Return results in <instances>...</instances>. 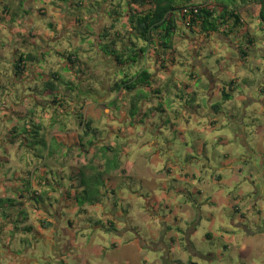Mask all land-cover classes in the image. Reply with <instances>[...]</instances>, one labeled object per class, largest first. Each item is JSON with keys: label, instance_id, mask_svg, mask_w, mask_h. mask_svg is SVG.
<instances>
[{"label": "crops", "instance_id": "0c3cea01", "mask_svg": "<svg viewBox=\"0 0 264 264\" xmlns=\"http://www.w3.org/2000/svg\"><path fill=\"white\" fill-rule=\"evenodd\" d=\"M257 14V6H247L241 13L243 27L227 36L223 33L192 34L178 25L180 29L174 39L173 51L162 57L165 61L162 68L161 63L156 62L153 51L149 52L150 59L146 58L142 67L152 74L151 87L137 88L131 92V95L138 93L139 104L144 101L143 105H139L134 115L131 111L136 108L137 101H129L128 110L123 109L118 113V124L127 126L126 131H123V126L118 128L110 125V128L108 127L110 130L107 132L110 136L114 134L121 139L129 137L127 140L131 142L134 137L140 138V142L143 141L139 146L142 155L133 153L126 146L116 144L111 139L105 145L103 143L107 140L105 139L101 142L103 145L98 147L109 146L110 151L106 153V157L115 160L113 162L118 164L117 168L110 169L105 167L103 159L101 162H95L96 158L101 157L100 154L97 155L99 149H94L99 141L93 139L92 145L87 146L91 156L88 161L93 160L95 166L101 165L100 169L106 168L108 171L101 190L103 196L101 203L79 207L71 198L67 199V194L74 196L81 191L75 181L78 168H75V172L67 168L68 178L66 175L56 178L57 181L63 182L60 186L64 188L52 190L50 185L47 187L45 182H48V179L45 177L50 174L48 175V171L44 168L47 159L44 158L45 154L41 155L44 159L40 160L42 167L38 171L33 169L29 172L27 169L17 172L13 176L16 178L13 179L7 174L5 185L11 188V197L4 199L12 202L11 206L5 208L6 219L0 215V264H66L70 255L68 249L83 252L82 258H76L81 264H90L89 258H94L92 264H264V81L255 85L253 92L261 94V99L245 98L244 94L238 93L237 90L241 85L247 90L250 85L254 87L250 74L263 63L248 53L250 50L254 52L258 46L257 41L261 39L260 35L264 36V30L259 29ZM253 23L258 27L254 29ZM181 32L185 34L183 51L192 49L190 62H185L187 67L193 66L188 73L191 81H187V78L179 81L181 77L176 75L172 87L176 90L182 87L188 88L189 85L192 87L195 81L202 82L204 81L202 77H208L209 84H207L214 86L210 88L207 86L208 90L200 87L201 93L204 94L203 99H207L206 109H201L196 98H183L179 102L181 95L178 97L172 90L162 89V83L169 85L168 81L172 80L173 73L168 77L169 80L163 82L164 78H159V72L168 75L181 66L180 63L186 61V54L180 57L178 54L170 55L175 51L177 40L181 39L179 38ZM245 34L253 37L254 41L252 44H247L246 41L247 48L244 47L246 56L241 59L239 51L242 49ZM12 38H15L14 35ZM209 38L219 44L218 49L222 48L224 52H230L218 57L221 62L218 66L222 68L230 66V71L229 86L222 84L226 88L220 86L217 92L214 90L217 84H221L217 79L219 74L214 75L213 72L201 67L200 69L203 70L201 74L196 70L202 64L198 57L200 48ZM19 41L21 38L13 44ZM17 51L15 50L13 54ZM19 51L32 52L22 48ZM237 57L238 60L235 59ZM237 61L241 64L238 65ZM240 65L243 67L241 68ZM34 66L27 65L30 69ZM68 66L65 63L63 68ZM182 69L186 70L185 67ZM35 72H38V69H35ZM44 77L45 84L48 80L46 76ZM32 78L33 76L29 77L30 80ZM167 91L174 95L172 96L174 100H171L173 112L168 111L163 103ZM223 92L229 94L227 101H223ZM145 93L150 96L144 98ZM59 94L57 98L60 102H66L67 97H73L69 99L70 102L75 99L81 100L66 92L60 91ZM112 95L113 98H117L116 94ZM193 95L196 96V93ZM185 96L187 97V94ZM90 99L95 101L94 98L84 100L90 103ZM74 102L77 104L76 101ZM60 105L63 107L62 104ZM180 105H184L183 109ZM110 112L111 110H106L108 119ZM167 112L174 115L169 124H165L161 119V116ZM198 112L206 114L208 126L203 128L200 126L203 123L198 120L200 115ZM251 113L256 115V121L254 118L250 119ZM236 116H239V119ZM219 117L226 119L228 124L223 123ZM71 118L74 121V118ZM156 118L159 121L156 120L154 123ZM186 118L187 122L190 118L192 123L198 125L196 134L208 133L213 129H224L217 135L198 138L190 143V146L187 143L184 152L176 151L169 147L171 144L161 132L169 126L171 131L182 135L187 130ZM132 124H139V127L133 128ZM77 127L82 133L79 129L74 130L76 142L80 140L81 134L82 137L84 136L82 142L90 141L93 137L91 133L86 135L81 126ZM58 129L60 135L66 134L67 127L63 129L59 126ZM137 129L140 130L139 133ZM147 133L151 138L146 139ZM61 138L65 137L61 136ZM57 143L65 142L58 140ZM210 146L217 151L216 156L208 154ZM149 159H152V162L159 161L160 166L157 170L153 169ZM0 160L3 161L1 156ZM6 161L11 163L12 159L7 158ZM33 181L37 183L41 181L43 188L34 189ZM128 182L138 184L139 188L142 185L150 194L139 207H137V199L140 194L129 189L128 192ZM31 190L36 191L39 196L44 195L38 200L39 202L31 199ZM18 191L21 195L16 199L15 195ZM125 192L129 193L128 197L125 196ZM57 195L60 198L54 202L55 205L50 197L56 198ZM66 200L70 201L69 207L63 206ZM109 222L116 226L117 232L108 231ZM66 228L72 235V242L68 244H66L67 235L63 233ZM99 232L103 235L100 236L101 241L99 240L97 244L90 242L88 247H84L82 241L86 240L85 237L89 233L91 236H99ZM105 232L107 235L103 234ZM5 234L8 239H1L5 238L3 236ZM40 240L49 244L47 257L45 254L36 253ZM27 241L29 246H25Z\"/></svg>", "mask_w": 264, "mask_h": 264}, {"label": "rangeland", "instance_id": "374dc122", "mask_svg": "<svg viewBox=\"0 0 264 264\" xmlns=\"http://www.w3.org/2000/svg\"><path fill=\"white\" fill-rule=\"evenodd\" d=\"M18 1L19 0H10L8 2H5V0H0V19L2 17H7L2 11V4H4V2L7 3L10 6V9H12L13 11L16 8L17 4H19ZM192 1L200 2L201 0ZM23 4L25 10H27L28 12L27 15H24V22L22 21L16 23V27H12V29H10L11 24L0 20V156L3 160H0V198L11 197V188L9 187V185H5L7 183V181L5 180L7 174H10V177L13 179L16 178L13 176H15V173L17 172H23L27 169L29 170V172H31V170L33 169L35 171H38L42 167V165L40 164V160L46 157V166L44 168L48 171V175L50 174L48 177H45L49 182L48 185V182H45L46 186L49 187L50 185L52 190H60L61 188H64V186H60V184L63 182L57 181L56 178L62 175H66V177L68 178L67 168L72 169L71 171L75 172V168H79L80 166L88 163V158H90L91 156L89 155L87 146L88 143L93 139H95V141L97 142L99 141L94 149H99V151L102 152L104 150L98 146H102L103 143L105 145L108 144L110 142L109 139H111L112 142L116 144H122L126 146L133 153L142 155V152H140L141 150H139V146L142 145L143 141L140 142V138L134 137V140H132L131 142L127 140L129 137L121 139L117 135L112 134L110 136V133L107 134V132L110 130V125H113L115 127L117 126L118 128H121V126H123V131H126L127 126L124 127V125L118 124V113L120 111H123V109L128 110L129 106L127 105L129 101H137L136 108L132 109L131 111V113H133L134 115H136L139 105H143L144 103V101H142L139 104V97L137 96L138 93H136L135 95H131V92H127L123 88H120L117 93H114L109 89V87L111 88V86H113L115 82L118 83L120 80L126 81V75L127 77H129V75H134L135 71H137L136 68H139L138 64L132 67V63H130L121 68L117 66L110 57L106 58V56L102 55L100 49H97L94 45L96 42H98L97 35L100 34L101 29L109 28L113 25L115 26L113 30H121V22L125 20V17L121 18L122 21L115 23L114 19H116V17L110 14V12L112 13L113 11L111 10L114 9L118 4H122V6H124L125 3H123L122 0H109L105 3H103L102 0H65L64 2L57 0H28ZM91 4L92 7L90 6ZM123 10L124 8L121 9V15H124ZM248 10L251 11L250 9ZM118 13L120 14L119 11ZM253 13L254 11L252 10V14ZM252 25L254 29L255 27H258L255 23H253ZM11 31H13L14 35L18 38H20L19 36L23 34L24 39H22L25 40V44H22V42L13 44V40L11 39ZM121 31L123 32V30ZM177 35L178 34L176 33V35H174V38H176ZM187 35H189L188 32ZM184 36L185 34L183 32L179 34V38L181 39L177 40L175 51L170 55L178 54V56L180 57L186 54V61H183V64L180 63L181 66H178L173 72L168 75L162 71L159 72V78H164L163 82L169 80L168 77L173 73L172 80L168 81L169 85H166V83H162V89H170L173 91V94L178 95V97L181 95L179 102L183 98H196L197 103L201 107V109H206L207 99H203L204 94L201 93L200 87L202 86V89H207V86L208 88L214 86V84H212L211 86L208 85V77H202L204 79V81H202L203 83L195 81L192 84V87L191 85H189L188 88L182 87L179 90H176L175 87H172V83L175 82L174 78H176V75H179L181 77L179 78V81H181V79L183 78H187V81H191L189 79L188 73L193 66L190 67L189 65V67H187L185 62H190L192 49L191 51H187V49L183 51V47L185 45ZM260 36L261 39L257 41V48L254 50V52L253 50H250L248 52L251 57L253 55V58L256 57L258 58V60L263 61L262 66L257 67L250 74V79L254 82V87L253 85H250L247 90L246 87L241 85L237 88L238 93L242 92L245 98H262L261 94L253 93L254 88H256L255 85L262 84L264 81V36ZM249 38H251V36H249ZM35 39H39V41L36 42ZM33 40L36 42L35 44L31 43L33 42ZM206 41L207 42L200 48L198 54L199 60H201L202 64L198 68H195L198 74L202 73V69H207L208 72H213L214 75L219 74L217 79L221 84H217L214 90L215 92H217L220 89V86H229L228 75L230 71V66L227 68L218 66L219 63H221L219 62L218 57L227 55L230 52H224L222 48L218 49L217 45L219 44H217L212 38H209ZM246 41L247 36H244L242 44V49L244 52ZM17 47H23L26 50H30L31 47H35L37 48L36 54H40L37 58V64H35L32 69H30L29 67L27 68V71L29 70L32 73L31 76H33V78L31 80H25V83L15 82L13 78L11 65L12 55L13 52H15V48ZM245 48H247V46ZM69 51H74L76 53L75 56H77L78 58L76 61L79 62L75 63L74 66H72L73 68H63L64 64L68 62L61 56V54H65V52ZM149 52L151 53V50H149ZM149 52L146 53L147 60L150 59ZM200 55L202 56V58ZM235 59L238 60V57ZM180 61L182 62V58ZM236 63H238V65L241 64L240 61H237ZM250 63H252V61H250ZM139 64L144 65L145 63L144 61H142ZM37 66L38 68H35ZM240 66L241 68L243 67L242 65ZM184 67L186 68V70L182 69ZM200 67L202 69H200ZM35 69H38V72H35ZM68 71L72 72L66 73ZM232 71L235 72L234 68H232ZM51 72H57L60 75L62 81H69L73 83V85L76 86L77 89L81 92L79 95V98L81 100L75 99L70 102L69 99H73V97H67L68 99L66 98V103L54 104L52 102V99L55 94L46 95L44 93L45 84L43 83V80H45L44 76L47 77L46 80H50L49 74ZM155 73L157 72L155 71ZM78 75L80 78L79 80L76 79ZM80 80L83 81V83H80ZM176 83L174 85L177 87ZM107 89H109V94L112 93L117 95V99L115 102L113 100H109L113 96H110L108 95V93H106ZM193 93H196V96L193 95ZM90 94H93V98L95 99V101L90 99L92 103H88L85 101L89 99ZM185 94H187V97L185 96ZM143 96L144 98H148L150 95L145 93L143 94ZM172 96L174 95L170 94L167 91L163 101L168 111L171 112H173L171 108V100H174ZM154 100H156V97L154 98ZM74 101H76L77 104ZM148 103L149 102H146V104ZM60 104H62L63 107H60ZM180 106H182L181 108L183 109L184 105ZM256 106L257 109H259L258 105ZM70 108H72V110ZM55 110H57L58 115L56 118L64 122L63 125L66 124V134L60 135L61 132L58 131V128L59 126L61 127V125L58 122L57 124L53 125V127L52 125H50L52 123V119H54ZM106 110H111L109 119L107 118L108 114L106 113ZM76 111L78 113L84 114L86 117L92 120L93 129L96 128L95 130H97V132L95 130L92 132L97 133V137L93 136V134H90L93 136L92 138H90V141L82 142V138L84 136L82 137L81 134L80 140L76 142V137L73 135L74 130L79 129V131L82 133L81 129L78 128L75 123L73 124V120L71 118L75 116ZM198 113L200 114L198 120L203 123V125L200 124V126L203 128L207 125V116L206 114L200 112ZM66 114H69V116H67ZM35 117L39 118V121L43 122L44 124L42 125L41 136H45L46 140L49 141H45L47 145L46 150H44L45 148H43L44 144H41L40 142L37 143L34 139L32 140L33 142L31 144L33 150L21 146V143L23 142L22 137H18L16 143L11 144L9 142L12 136L11 130L16 129V134L19 133L22 127L30 125V121L34 122L36 120ZM173 118L174 115H170L168 112L167 114L161 116V119L165 124L171 123ZM219 118L220 120H223V123L228 124L226 119H224L223 117ZM236 118L239 119V116H236ZM253 118L254 121L257 120L256 115L254 113H251L250 119ZM156 120L157 118L154 120V123L156 122ZM186 123L188 125H185V123L183 124L185 125V128L187 130L182 133V135H179L177 132L171 131L169 126L164 128L162 130L163 132H161L162 136L164 135L166 139H168L167 142L171 144L169 147L174 148L176 151L184 152L187 149V147L185 146L187 143L188 146H190V143H193L198 138L204 139L211 134L217 135L220 130L224 129H213L208 133L201 132L200 134H196L195 130L198 125L192 123L190 118L188 119V122L186 118ZM34 124H36V122H34ZM139 131L140 130L137 129L138 133ZM61 136H64L65 138H61ZM107 136H109V138ZM149 137L150 135L149 133H147L146 139H149ZM159 138H161V135L159 136ZM105 139L107 140L103 142V140ZM58 140L65 143L59 144L57 143ZM161 140H158V142H161ZM24 144L27 145L28 143L24 142ZM81 145H83V147H81ZM49 146L53 151L52 157L47 156V153L50 154ZM215 146L217 145L215 144ZM43 151L45 154L44 158L43 156H41L43 155ZM208 154H210V156H216L217 151L215 150V148L210 146L208 148ZM38 155L40 158L38 157ZM97 155L99 156V154ZM7 158H11L12 162L8 163L6 161ZM136 160L138 161L139 159L137 158ZM149 160L153 169L157 170V168L160 166L159 161L152 162V159ZM97 161L101 162V157L96 158L95 162ZM18 162H20V165H18ZM52 163L64 165L55 166L51 165ZM91 166L94 167L93 173L97 176L99 175V177H104L108 173V171L106 170V166L105 169H98L95 164ZM33 184L35 185L34 189L40 190L43 188V184H41V181H38V183L33 181ZM128 189L131 191H136V193L140 194L139 198L137 199V207H139L140 204L143 203L150 195L145 187H142V185H140L139 188L138 184L135 183L130 184V182H128L127 191L129 192ZM19 195H21L20 191H18V193L15 195V198L18 199ZM58 195L56 196V198L50 197V200L53 201L52 203L55 205L56 203L54 202L58 200V198H60V196ZM128 195L129 193L125 192V196L128 197ZM80 196L81 195H78L79 198ZM115 202H117V200H115ZM69 204L70 201L66 200L63 203V206L69 207L71 205ZM77 218H80V216H77ZM108 226L109 225H107V227ZM113 227V231L117 232L116 226L114 225ZM60 233H66V244L72 242V235L70 234V232H68V228H66L65 232L62 233L60 231ZM142 233H144V230H142ZM61 234H59V236H61ZM103 234L107 235L106 232ZM98 235L99 236H91L89 233L85 237L86 240L84 242L82 241L84 247H88L90 245V242L93 244L99 243V240L101 241L100 236L102 237L103 235L100 234V232ZM3 236L5 238L1 239L7 238V234ZM34 238L37 237L34 236ZM26 243L27 244H25V246H29V241H27ZM18 246L20 247V245ZM48 246L49 244L47 242L40 240L36 253L45 254L46 257L49 256V254L47 253ZM68 253H70V255H68L67 257L66 264H81L77 262L76 258H82L83 252L81 253L77 250L68 249ZM89 259L90 264H92L94 258Z\"/></svg>", "mask_w": 264, "mask_h": 264}, {"label": "trees", "instance_id": "16d2710c", "mask_svg": "<svg viewBox=\"0 0 264 264\" xmlns=\"http://www.w3.org/2000/svg\"><path fill=\"white\" fill-rule=\"evenodd\" d=\"M8 1L10 0H5V2ZM26 1L28 0H19V4H17L13 11L10 9V6L4 2L1 8L7 17H2L0 20L6 23L8 22V24H11L14 28L16 27V23L24 22V15L28 14L23 4ZM57 1L64 2L65 0ZM102 1L105 3L109 0ZM122 1L125 3L124 6L118 4L111 10L114 13L110 12V14L116 17V19H114L115 23L122 21L121 18L125 17V20L121 22V30H123L124 33L121 30H113L115 28L113 25L109 28H103L98 35V42L95 45L100 49L102 55L110 57L112 61L121 68L130 63H132V67L137 64L138 67L141 66L134 75H130V78L126 75V81L120 80L118 83L115 82L113 86H111V90L116 93L120 88L125 89L127 92H132L137 88L150 89L152 74L139 63L146 59V53L151 50L154 53L153 55L156 62L161 63V68L164 67L163 64L165 61L162 57L168 52L173 51L174 35H176L177 31L180 29L178 25H181L192 34L200 33L208 35L210 33H223L227 36L234 30H241L243 27V20L241 17L242 10L249 5H255L258 8L257 19L259 21V29L264 30V0H201L200 2H194L192 0ZM90 6L92 7V4ZM123 8L124 15H121V9ZM185 9L187 10L186 13H182ZM193 9H195L196 12H194ZM246 36L247 44H252L254 38H249V35L245 34V37ZM20 42L25 44V40ZM139 44L141 45L139 46ZM36 50L37 48L32 47L31 53L25 54L22 51L16 53L13 58V73L15 76L21 75L26 70L25 67L27 66V63H34L37 61V56L40 54H36ZM74 53L75 52L69 51L65 52V54H61V56L68 62L66 63L69 65L68 67H72L76 62H79L76 61L78 58ZM239 56L241 59L244 58L246 52L241 49L239 51ZM49 77L50 80L44 85V93L46 95H53L56 93L52 99L54 104H59L61 102L66 103L65 101L60 102L58 100L57 97L60 96V91L66 92L68 95L74 96L75 98H79L81 92L73 85V83L62 81L57 72H51ZM222 98L223 101H227L229 94L223 92ZM60 107L62 106L60 105ZM57 116V110H55V116L50 125L53 127V125L58 122L61 127L65 129L66 125H63L64 122L58 120L56 118ZM67 116H69V114ZM75 118L79 120L78 124L83 128L86 135L91 133L93 136L97 137L98 134L92 132L96 128L93 129V123L91 120L85 119L82 113H78L77 111ZM34 122H36V124H34ZM34 122L30 121V125L22 127L17 134L16 129H12V136L9 142L15 144L18 137H22L23 142L21 143V146L33 150L31 144L34 139L37 143L40 142L41 144H44L43 148L46 150V142L48 141L45 136H41L42 125L44 124L39 121V118H36ZM95 131L97 132V130ZM24 142H27L28 144L26 145ZM92 143L93 142L90 141L88 144L92 145ZM50 149L49 146L50 154L47 153V156L52 157L53 151ZM102 149L104 151L102 152L98 150L97 154H100L101 159L105 160V166L110 167V169L114 167L117 168L118 164L113 162L115 160H110L106 157V153L110 151L109 146H103ZM42 153L44 154V151ZM92 164L93 160H89L87 164L78 168L75 181L78 183L77 188H81V191L74 196H70V193L67 194V199L71 198L74 201V204L79 207L99 204L103 197L101 190L105 176L99 177V175H95L93 173L94 167L91 166ZM100 166L101 165L96 167L100 169ZM30 194L32 195L31 199L35 202L42 199L41 195L39 196L34 190H31ZM78 195H81L80 198ZM11 202L12 201L9 199L0 198V215L5 219L7 216L5 208L11 206ZM49 205L52 206V204ZM108 224V231H113V223L109 222ZM42 225L44 226V224Z\"/></svg>", "mask_w": 264, "mask_h": 264}, {"label": "flooded vegetation", "instance_id": "af4514ba", "mask_svg": "<svg viewBox=\"0 0 264 264\" xmlns=\"http://www.w3.org/2000/svg\"><path fill=\"white\" fill-rule=\"evenodd\" d=\"M77 63V62H76ZM12 68H13V62H12ZM25 71L21 74V75H14V80H15V82H20V83H25L26 81L25 80H27V79H29V77L32 75V73L28 70L27 71V68L25 67ZM66 73H70V71H68V72H66ZM14 74V73H13ZM76 79H80L79 78V75L77 76V78ZM44 81V80H43ZM80 83H83V81H81L80 80ZM79 84V83H78ZM108 87H109V84H108ZM109 89L111 90V88L109 87ZM109 89H107V92L106 93H108V95H110V96H113V95H111L112 93H110L109 94ZM73 95V94H72ZM89 98H93V94H90V97ZM116 97H111L110 98V100H113V101H115L116 99H115ZM115 99V100H114ZM83 115V117L85 118V119H87L86 117H85V115L84 114H82ZM74 118V123L77 125V126H80L78 123H79V120H77L76 118H75V116L73 117ZM89 120V119H88ZM132 127L133 128H136V127H139V124H136V125H133L132 124Z\"/></svg>", "mask_w": 264, "mask_h": 264}, {"label": "clouds", "instance_id": "9594fccd", "mask_svg": "<svg viewBox=\"0 0 264 264\" xmlns=\"http://www.w3.org/2000/svg\"><path fill=\"white\" fill-rule=\"evenodd\" d=\"M10 29H12V26L10 27ZM12 35H14V32H13V31H11V39L13 40L12 43H16V42L18 41V37L14 35L15 38H12ZM19 37L21 38L22 41H24V40H23V39H24V38H23L24 36H23L22 34H21ZM97 37H98V35H97ZM22 38H23V39H22ZM35 41L37 42V41H39V39H35ZM19 42H20V41H19ZM36 42H31V43L35 44ZM29 44H30V43H29ZM96 44H97V42H96L94 45H96ZM95 47H96V46H95ZM20 48H22L23 50H26V49H24L23 47H17V48H15V50H18V51H19ZM96 48H97V47H96ZM97 49H98V48H97ZM30 50H32V47L30 48ZM18 51H17V53H19ZM23 53L26 54L25 51H24ZM15 55H16L15 53L12 55V62H13V60H14L13 58L15 57ZM38 56H39V55H38ZM38 56H37V58H38ZM37 61H38V59H37ZM37 61H36V62H37ZM36 62H34V63H27L26 65H28V64L35 65V64H37ZM26 68H28V67L26 66ZM12 72H13V68H12ZM70 72H72V71H70ZM59 76H60V75H59ZM13 78H15V77H14V74H13Z\"/></svg>", "mask_w": 264, "mask_h": 264}, {"label": "built area", "instance_id": "2783aa9c", "mask_svg": "<svg viewBox=\"0 0 264 264\" xmlns=\"http://www.w3.org/2000/svg\"><path fill=\"white\" fill-rule=\"evenodd\" d=\"M193 8H194V7H193ZM186 11H187V10L185 9V10H183V12H182V13H186ZM193 11H194V12H196V10H195V9H193Z\"/></svg>", "mask_w": 264, "mask_h": 264}]
</instances>
